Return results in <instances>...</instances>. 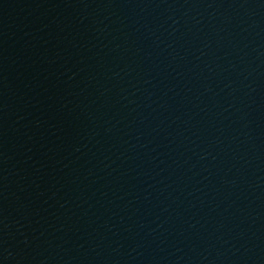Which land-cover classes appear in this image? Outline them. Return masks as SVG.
I'll return each instance as SVG.
<instances>
[{"label":"water","instance_id":"obj_1","mask_svg":"<svg viewBox=\"0 0 264 264\" xmlns=\"http://www.w3.org/2000/svg\"><path fill=\"white\" fill-rule=\"evenodd\" d=\"M0 264H264V0H0Z\"/></svg>","mask_w":264,"mask_h":264}]
</instances>
